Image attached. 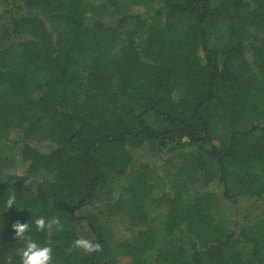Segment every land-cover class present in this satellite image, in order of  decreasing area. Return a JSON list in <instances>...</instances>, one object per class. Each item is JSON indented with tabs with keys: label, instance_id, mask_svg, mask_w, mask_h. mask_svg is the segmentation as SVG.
<instances>
[{
	"label": "trees",
	"instance_id": "obj_1",
	"mask_svg": "<svg viewBox=\"0 0 264 264\" xmlns=\"http://www.w3.org/2000/svg\"><path fill=\"white\" fill-rule=\"evenodd\" d=\"M16 220L56 264H264V0H0V264Z\"/></svg>",
	"mask_w": 264,
	"mask_h": 264
},
{
	"label": "clouds",
	"instance_id": "obj_2",
	"mask_svg": "<svg viewBox=\"0 0 264 264\" xmlns=\"http://www.w3.org/2000/svg\"><path fill=\"white\" fill-rule=\"evenodd\" d=\"M16 194L10 193L5 201L6 208L13 205L16 206ZM34 224L38 231L45 229L46 224L43 217H37L34 220ZM14 230V236L16 239L22 241V247L18 249L19 253V264H50L52 260V248L48 244L40 243L36 239H33L28 235L29 230V220L21 222L16 220L11 225ZM74 246L79 247L85 251H93L98 248V244L87 239H76L74 241Z\"/></svg>",
	"mask_w": 264,
	"mask_h": 264
},
{
	"label": "rangeland",
	"instance_id": "obj_3",
	"mask_svg": "<svg viewBox=\"0 0 264 264\" xmlns=\"http://www.w3.org/2000/svg\"><path fill=\"white\" fill-rule=\"evenodd\" d=\"M152 186L157 188V190H164V191L170 190V186L164 180L158 179V177H156V176L152 177ZM237 202H238V205L240 206V208H244V206L247 205L248 200L244 197H238ZM222 203L224 206V213L226 215H229L230 214V208L228 206L227 201L222 200ZM73 230L75 231V233L77 234L79 239H87V240L91 239L88 227L84 222H79V223L73 224ZM232 241L233 242L231 243V246H230L231 250H235L241 245V242L239 240H232ZM180 242H181V240H176L174 238L173 240H167L166 245L168 247L172 248V247L178 246V244ZM125 260H126V257H119L118 264H124ZM50 264H56V261L51 260Z\"/></svg>",
	"mask_w": 264,
	"mask_h": 264
}]
</instances>
